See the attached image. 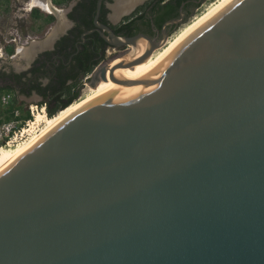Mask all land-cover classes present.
Returning a JSON list of instances; mask_svg holds the SVG:
<instances>
[{
	"label": "water",
	"instance_id": "obj_1",
	"mask_svg": "<svg viewBox=\"0 0 264 264\" xmlns=\"http://www.w3.org/2000/svg\"><path fill=\"white\" fill-rule=\"evenodd\" d=\"M101 4L124 50L92 87L161 47L99 24ZM120 82L0 173V264H264V0H231Z\"/></svg>",
	"mask_w": 264,
	"mask_h": 264
},
{
	"label": "flooded vegetation",
	"instance_id": "obj_2",
	"mask_svg": "<svg viewBox=\"0 0 264 264\" xmlns=\"http://www.w3.org/2000/svg\"><path fill=\"white\" fill-rule=\"evenodd\" d=\"M28 1L31 3V0ZM99 1L100 0H50L51 10L32 5V3V7L30 6V3H26L27 5L24 4L25 2L21 3V5L19 4L20 10L25 12V14H23L25 22H29L31 25H36V36L24 33L23 28H20L17 34L19 39H22L23 37H27V39L33 41L39 39V36L41 35L40 33L44 31L43 27H47V32L45 34V39H47L48 34H51L52 29L62 20V17L66 20V26L51 37L50 40L48 39V41H54L52 47H50V44L43 46H40L42 43L38 44L34 48V53L29 58L20 57V60L21 58L22 60L20 61L21 65L18 66V70L2 69L0 71L6 74L14 73L19 77V79H17L18 81L7 80L5 82L0 79V97L4 94V91L1 89L5 86H11L14 89V97L17 99L20 106L24 107V105L27 104V106H29L33 103H43L44 98L37 91L32 90L29 94L28 92H24V90L29 89L36 81H38L43 87L47 86L50 83L52 76L58 74L61 66L62 72H69L70 69H72L71 66L75 64V57L78 56L80 50L83 49L80 45L86 46L90 50L92 49L95 59L102 57L103 54L105 57L108 50L111 48L107 42L111 39V35L106 29L96 26L95 21L98 15ZM119 1L120 0H101V11L98 16V23L108 27L117 36L133 37L138 34H144L156 40V42H160L164 39L165 35L169 34L171 27L174 24H177L174 20L170 21L172 23L168 24V26L164 25L161 28L155 27L152 21L151 24H149V27L139 24L136 25L132 15L144 3L137 7L132 14H127L119 18L117 14V5H119ZM36 10L40 12V17L35 15ZM181 18L183 19V15H181ZM182 19H180V21H182ZM22 21L23 18L21 16L19 22ZM101 41L106 43L104 50H102V47L99 45V42ZM64 42H73L77 51H72L73 47L70 46L68 47L69 53L67 55L62 56L60 53L56 52L58 44ZM31 46L33 45L31 44ZM123 50V48L119 49V54ZM103 61H105V59L101 60L95 66L90 73L91 75ZM43 64H46L45 67L47 68H43L44 70L41 72L34 71L35 68H38ZM87 80L90 81V78H87ZM84 84L85 83H82L81 85ZM9 95L11 98L13 97L12 94L9 93Z\"/></svg>",
	"mask_w": 264,
	"mask_h": 264
},
{
	"label": "trees",
	"instance_id": "obj_3",
	"mask_svg": "<svg viewBox=\"0 0 264 264\" xmlns=\"http://www.w3.org/2000/svg\"><path fill=\"white\" fill-rule=\"evenodd\" d=\"M207 1L210 0H150L147 6L139 7L132 16L134 17V23L136 25L139 24L149 27L152 21L155 27L161 28L170 21L182 19L181 15H183L182 22H188L194 16L195 10L202 7ZM35 15L37 17L41 16L38 10L35 11ZM177 26L178 24H174L171 27L169 35L176 30ZM99 45L102 47V50L106 47L104 41L99 42ZM70 46L73 47L72 51H77L73 42H64L58 44L56 52L60 53L62 56L67 55L69 53L68 47ZM80 47L83 49H81L78 56L75 57V64L71 66L72 69H70L69 72H62L61 66L58 74L52 76L47 86L43 87L36 81L29 89L24 90V92H28L29 94L32 90H35L44 98V102L47 103L50 119H55L61 112L78 101L82 78L89 75L95 66L105 58L103 54L102 57L95 59L92 49L90 50L88 47L82 45H80ZM10 53H13V48L10 49ZM45 66L46 64H43L35 68L34 71L41 72L47 68ZM0 79L6 82L7 80H17L19 77L14 73L6 74L0 72ZM1 90L4 91V94H12L13 97L11 99L10 109L3 110L0 113V124L11 121L13 119L12 111L15 109L20 110L22 119L27 120L31 117L28 111L18 104L17 99L14 97V89L11 86H5Z\"/></svg>",
	"mask_w": 264,
	"mask_h": 264
},
{
	"label": "bare ground",
	"instance_id": "obj_4",
	"mask_svg": "<svg viewBox=\"0 0 264 264\" xmlns=\"http://www.w3.org/2000/svg\"><path fill=\"white\" fill-rule=\"evenodd\" d=\"M231 0H218L215 4H213L207 11H205L202 15L198 16L186 25L170 42H168L165 46H161L158 50L154 51V53L143 63L132 66V67H111L108 69V74L111 75L114 79L103 78L100 80L96 87H91V92L85 98L78 100L76 103L68 107L65 111L61 112L58 117L55 119L45 118L42 113H39L38 120L43 121L45 126L40 130L38 134L33 136L26 143L21 145L20 147L12 150V149H3L0 152V173L7 168L13 161H15L20 155H22L25 151L31 148L34 144H36L39 140H41L44 136L50 133L53 129L59 126L62 122H64L71 115L79 111L81 108L87 106L88 104L107 96L115 91H118L122 88L130 86L129 84H122L120 81H130L132 83H136L149 75H151L158 66L163 62V60L167 57V55L190 33H192L195 29H197L200 25H202L207 19H209L212 15H214L217 11H219L222 7H224ZM143 0H120L119 5H117V14L118 17L130 14V12L142 4ZM32 5L41 7L43 9L51 10L50 0H32ZM63 16V15H62ZM117 16V15H116ZM118 18V19H119ZM66 26V20L62 17V20L53 28L50 38L53 37L57 32L62 30ZM47 40V39H46ZM50 40V39H49ZM51 41H46L44 44L40 45H49ZM33 48H20L18 50V57H26L29 58L34 53ZM149 49V43L146 40H141L137 47L132 46L130 52L125 57L118 58L115 63H122L124 65L132 63L136 61L140 57H142L145 52ZM22 60V58H21ZM117 65V64H116Z\"/></svg>",
	"mask_w": 264,
	"mask_h": 264
},
{
	"label": "rangeland",
	"instance_id": "obj_5",
	"mask_svg": "<svg viewBox=\"0 0 264 264\" xmlns=\"http://www.w3.org/2000/svg\"><path fill=\"white\" fill-rule=\"evenodd\" d=\"M217 1L218 0L207 1L198 10H195L194 16L188 22H185V23L182 21L179 22L176 30L170 35L169 34L165 35L164 39L159 42L161 44V46H165L168 42H170L186 25H188L190 22L195 20V18H197L198 16L202 15L205 11H207ZM23 2H25L24 4L30 3L28 0H0V71L2 69H4V70H10V69L18 70V66L21 65L20 64L21 63L20 62L21 61L20 56L18 57V50L20 48H33V46H31V44L32 45H34V44L38 45L41 43L44 44L46 41H48V39H50V35H51L50 33L47 36L48 37L47 40L45 39L47 27H43L44 31L40 33L41 34L39 36L40 38L36 39L34 41L27 39V37H23L22 39H19L17 37L18 30L20 28H23L24 33H27L31 36H36L35 35L36 25H31V24H29V22L26 23L25 18L23 16V14H25V12L20 10V5ZM149 2L150 1L148 0L143 5L140 4L139 6H141V5H142V7L147 6V4ZM31 3H32V0H31ZM31 3H30V6H31ZM21 16L23 18V21L19 22ZM11 48H13L12 54L10 53ZM118 50L119 49H117V48L111 47L108 50V53L105 55L104 59L109 60L112 57L119 55ZM130 50H131V48H130ZM90 77H91V74L84 76L82 78V83H85V84L81 85L80 97L78 100L85 98L86 96H88L90 94V92H91L90 88L92 86L90 85L89 80H87V78L89 79ZM27 105H24L23 108L26 109ZM2 111H3V108H2V105L0 103V113ZM44 126H45V123H44ZM12 150H14V149H12Z\"/></svg>",
	"mask_w": 264,
	"mask_h": 264
},
{
	"label": "built area",
	"instance_id": "obj_6",
	"mask_svg": "<svg viewBox=\"0 0 264 264\" xmlns=\"http://www.w3.org/2000/svg\"><path fill=\"white\" fill-rule=\"evenodd\" d=\"M11 99L9 94L1 95L0 103L3 110L10 109ZM26 110L31 116L29 119H22L20 110L15 109L12 111L13 119L0 124V152L3 149H16L38 134L44 127V122L38 120L39 113L49 118L46 103H33L27 106Z\"/></svg>",
	"mask_w": 264,
	"mask_h": 264
}]
</instances>
